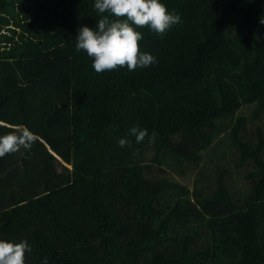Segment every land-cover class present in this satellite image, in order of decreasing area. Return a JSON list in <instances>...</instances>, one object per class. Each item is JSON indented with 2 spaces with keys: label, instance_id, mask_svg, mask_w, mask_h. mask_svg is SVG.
Wrapping results in <instances>:
<instances>
[{
  "label": "trees",
  "instance_id": "trees-1",
  "mask_svg": "<svg viewBox=\"0 0 264 264\" xmlns=\"http://www.w3.org/2000/svg\"><path fill=\"white\" fill-rule=\"evenodd\" d=\"M162 2L181 23L138 29L158 63L97 73L94 0H0V135L36 137L0 158V239L28 264H264V0Z\"/></svg>",
  "mask_w": 264,
  "mask_h": 264
},
{
  "label": "clouds",
  "instance_id": "clouds-1",
  "mask_svg": "<svg viewBox=\"0 0 264 264\" xmlns=\"http://www.w3.org/2000/svg\"><path fill=\"white\" fill-rule=\"evenodd\" d=\"M95 10L101 17L95 28L81 26L77 30L76 50L85 52L92 60L97 73L126 67L129 71L146 69L158 63L157 58L141 51L144 35L138 29L148 28L161 38L181 23V16L169 11L162 0H94ZM264 24V19L260 20ZM129 135L136 143H143L149 135L147 129L132 127ZM155 136V133L152 134ZM36 143L35 134L27 128L10 130L0 135V158L20 152L31 151ZM121 138L118 145L127 146ZM33 248L25 239L19 243L0 239V264H28V254ZM42 264H48L47 257Z\"/></svg>",
  "mask_w": 264,
  "mask_h": 264
},
{
  "label": "rangeland",
  "instance_id": "rangeland-1",
  "mask_svg": "<svg viewBox=\"0 0 264 264\" xmlns=\"http://www.w3.org/2000/svg\"><path fill=\"white\" fill-rule=\"evenodd\" d=\"M242 113L246 114L247 115V118H249L250 114V110H248L247 108H243ZM256 124H253V123H249V126H247V130L250 131V133H252V128L255 127ZM263 126H264V119H263ZM150 161V160H149ZM214 169V166L212 165V170ZM243 170V169H242ZM163 171V173H162ZM152 174L153 176H165V177H168L172 180H175L176 182H178L180 185L182 186H185L186 188L190 189L191 191H193L195 189V181H194V175L196 174L195 170L193 172L191 171H188V175L186 174H178L177 172H175L174 168L172 165H169L163 169L157 167V166H152ZM229 178V177H228ZM232 180L234 182H237L239 184V186L242 188L243 186V182L238 178L236 177L235 175V171L232 175ZM196 199L194 198L193 196V201H195Z\"/></svg>",
  "mask_w": 264,
  "mask_h": 264
}]
</instances>
